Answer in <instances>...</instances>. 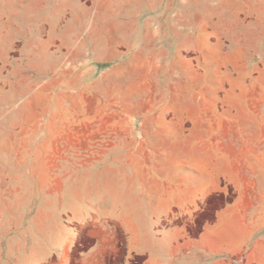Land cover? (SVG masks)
Here are the masks:
<instances>
[{
    "label": "rangeland",
    "instance_id": "rangeland-1",
    "mask_svg": "<svg viewBox=\"0 0 264 264\" xmlns=\"http://www.w3.org/2000/svg\"><path fill=\"white\" fill-rule=\"evenodd\" d=\"M258 109L264 0H0V264H142L126 149L162 151L145 191L165 199L209 127L250 128ZM235 175L158 229L195 237Z\"/></svg>",
    "mask_w": 264,
    "mask_h": 264
},
{
    "label": "crops",
    "instance_id": "crops-1",
    "mask_svg": "<svg viewBox=\"0 0 264 264\" xmlns=\"http://www.w3.org/2000/svg\"><path fill=\"white\" fill-rule=\"evenodd\" d=\"M222 125L219 122L217 132L208 128L202 149L190 150L199 159L186 162L188 171L181 180L184 191L165 199L161 193L147 198L145 191L148 167L156 163L146 158L162 151L126 149L129 256H144L142 264H264V109L257 110L250 128L242 120L233 122L234 132H226ZM230 172L237 174L232 180L243 186L235 183L233 201L216 210L213 221L204 223L195 237L184 239L177 230L158 229L173 206L185 211L198 205L220 189L218 181ZM166 204L169 207L164 208Z\"/></svg>",
    "mask_w": 264,
    "mask_h": 264
}]
</instances>
